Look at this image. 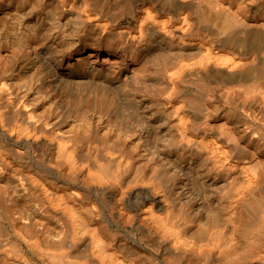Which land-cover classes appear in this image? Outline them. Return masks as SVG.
<instances>
[{
  "label": "bare ground",
  "instance_id": "1",
  "mask_svg": "<svg viewBox=\"0 0 264 264\" xmlns=\"http://www.w3.org/2000/svg\"><path fill=\"white\" fill-rule=\"evenodd\" d=\"M0 264H264V0H0Z\"/></svg>",
  "mask_w": 264,
  "mask_h": 264
},
{
  "label": "clouds",
  "instance_id": "2",
  "mask_svg": "<svg viewBox=\"0 0 264 264\" xmlns=\"http://www.w3.org/2000/svg\"><path fill=\"white\" fill-rule=\"evenodd\" d=\"M63 46V45H61ZM79 47V43L74 47L69 55H66L63 61L59 62V67L57 72L59 74L61 69H68L70 71H78L80 73L85 74L86 76H97V77H106L108 82L112 84L113 87H119L126 75H130L132 70L138 66L141 62L139 56L133 59L129 56L127 59H124L119 50L113 52L114 55H106L101 59L95 53H88L89 57H95L94 59H90L87 62V66L85 65V56L84 55H76L74 59H69L67 63H65V58H71L75 49ZM91 47H95V45H91ZM113 65H116V69H113ZM61 76L58 75L56 80H59ZM53 80V84L55 85V81Z\"/></svg>",
  "mask_w": 264,
  "mask_h": 264
},
{
  "label": "rangeland",
  "instance_id": "3",
  "mask_svg": "<svg viewBox=\"0 0 264 264\" xmlns=\"http://www.w3.org/2000/svg\"><path fill=\"white\" fill-rule=\"evenodd\" d=\"M101 59H102V56H101Z\"/></svg>",
  "mask_w": 264,
  "mask_h": 264
}]
</instances>
